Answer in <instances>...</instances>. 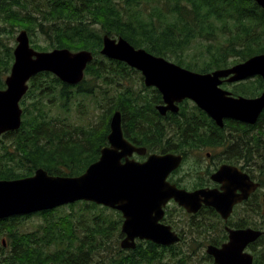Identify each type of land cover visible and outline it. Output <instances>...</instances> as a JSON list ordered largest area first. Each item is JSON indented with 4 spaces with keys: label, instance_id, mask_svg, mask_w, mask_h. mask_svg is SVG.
Segmentation results:
<instances>
[{
    "label": "trees",
    "instance_id": "16d2710c",
    "mask_svg": "<svg viewBox=\"0 0 264 264\" xmlns=\"http://www.w3.org/2000/svg\"><path fill=\"white\" fill-rule=\"evenodd\" d=\"M22 29L30 36L46 39L48 46L31 40L38 50L87 49L95 54L86 69L89 78L85 77L78 87L63 83L50 72L39 73L32 79L31 89L43 96L62 99L61 108L68 105L74 94L94 96L95 88H99L95 87L97 79L114 86L126 79L124 75L132 77L134 70L125 62L109 59L112 64L108 65L101 57L105 34L122 36L137 48H145L198 72L228 67L264 53V8L255 0H0V47L3 49L0 89L6 87L4 74L10 72L14 63V47L9 40ZM263 87V79L257 77L240 84L235 92L256 96ZM100 89L107 99V107L103 122L98 125L74 126L70 130L48 116L43 104L24 108L21 128L6 132L4 137L12 140L0 146L3 151L0 179L30 176L41 167L55 175L82 174L108 143L110 119L116 110L124 112L136 134L145 140L143 144L152 146L151 142L161 140L164 125L155 110L150 112L149 102L144 104L138 100L142 89L126 87L114 95L111 87ZM260 119L257 126L264 130V112ZM138 122L144 125L141 127ZM185 124L184 120H178L176 125L185 128ZM255 143L259 144V139ZM77 205L82 206L78 214L46 216L37 230L21 229L27 215L0 219V264L194 262L192 252L187 253L177 245L142 241L134 249H123L118 244L123 238V217L119 211L86 201L69 206L73 210ZM105 211L114 212L117 218ZM88 213L94 214L93 217ZM85 216L89 221L86 225ZM115 237L117 244L113 248ZM262 241L263 246L255 251V264H264Z\"/></svg>",
    "mask_w": 264,
    "mask_h": 264
},
{
    "label": "water",
    "instance_id": "95a60500",
    "mask_svg": "<svg viewBox=\"0 0 264 264\" xmlns=\"http://www.w3.org/2000/svg\"><path fill=\"white\" fill-rule=\"evenodd\" d=\"M255 1L264 8V0ZM16 39L14 63L6 77L7 87L0 89V135L21 127L23 109L20 102L34 75L48 71L65 83L75 85L84 79L87 66L95 58L87 49L37 50L26 29H22ZM101 54L140 70L145 84L158 88L167 102L166 106L158 107L162 113L167 109L177 111L175 103L186 98L195 101L219 124H223L224 117L255 123L264 110V90L256 97H246L233 96L221 87L224 78L235 82L260 75L264 79V53L203 73L145 48H137L122 36L105 34ZM110 127L109 145L103 147L100 158L78 176L53 175L38 168L30 176L0 180V219L85 200L122 213L121 230L125 237L120 245L123 249L136 248L137 239L165 246L178 242L179 235L161 221L165 215L164 207L174 197L180 205L194 212L202 202L201 198L191 200L189 193L167 181L169 173L180 164L181 156L155 153L144 162L127 158L123 163V156L136 151L143 154L146 149L136 147L124 136L120 110L114 112ZM227 167L220 173L222 180ZM224 189L218 195L207 194L204 202L215 207L223 217H228L239 200L231 183ZM262 233L253 228L231 230L229 242L221 248L209 247L207 252L213 255L216 264H254L253 254L245 248Z\"/></svg>",
    "mask_w": 264,
    "mask_h": 264
},
{
    "label": "flooded vegetation",
    "instance_id": "af4514ba",
    "mask_svg": "<svg viewBox=\"0 0 264 264\" xmlns=\"http://www.w3.org/2000/svg\"><path fill=\"white\" fill-rule=\"evenodd\" d=\"M131 68L134 70L131 73H137L144 84L139 88V90L142 89V95L138 96V100L144 104L150 103V112L156 111V116L161 118V124L164 127L160 141L151 142L152 146L143 144L145 140L136 134L133 125L123 112L124 136L136 147L146 149L143 154L136 151L130 156H123V163L126 162L127 158L144 162L151 154L155 153L160 155L171 153L181 156L180 164L169 173L167 181L178 189H183L189 193L191 200L202 199L199 209L194 212H190L186 207L180 205L174 197L164 207L165 215L161 221L170 225L180 237V240L173 245L183 249L190 247L205 249V257L216 264L213 255L207 252L209 247L221 248L229 242L231 230L253 228L263 231L256 241L249 243L245 248L246 252L253 254L255 264V251L263 246L262 240L264 239V130H262L263 127L257 126L258 123H261L260 117L264 110L255 123L224 117L223 124H219L195 101L186 98L175 103L174 107L178 109L177 111L167 109L162 113L158 107L167 105L162 93L158 88L149 87L145 84L143 73L140 70ZM123 77L127 79L130 74ZM223 80L221 87L230 91L233 96H247L235 91L240 84L247 83L248 80L239 82H230L227 78ZM82 81L75 85L66 84L75 88ZM230 83L235 84L233 88L229 86ZM29 90L30 86L27 94ZM178 120H184L186 127H178L176 125ZM104 121L106 122L105 119ZM138 123H141V127L144 125L143 122ZM147 124L155 125L150 122ZM258 139L259 144L255 143ZM108 145L109 141L101 147V150ZM100 156L101 153L98 159ZM225 166L229 167L225 170L223 181L220 178V173ZM229 183L232 184L234 195L239 201L233 206L231 214L228 217H223L215 207L207 205L204 200L207 194L218 195L223 192ZM55 210L57 208L36 211L26 215L30 217L41 214L45 220V217L51 216ZM178 212L180 215L177 218L172 217ZM257 214L261 218L258 221H256ZM124 237L125 234L123 233ZM142 241L150 240L137 239V245Z\"/></svg>",
    "mask_w": 264,
    "mask_h": 264
},
{
    "label": "rangeland",
    "instance_id": "374dc122",
    "mask_svg": "<svg viewBox=\"0 0 264 264\" xmlns=\"http://www.w3.org/2000/svg\"><path fill=\"white\" fill-rule=\"evenodd\" d=\"M20 31L21 30H18L15 33V37L11 38L9 40V42L11 43V45L14 48L17 44L16 37ZM30 37H31V40L32 39L34 40V42H38V43L42 44L43 46H48V43L44 37H41V36H30ZM49 50H51V49H49ZM193 51H196V50H192L190 52H193ZM2 52H3V49L0 47V55L2 54ZM100 55L106 61V63L108 65L112 64L108 57L102 55L101 53H100ZM10 73L11 72L4 74V81L5 82H6V77ZM86 77L89 78V76H87V75H86ZM43 78H41V80ZM45 78L47 79V77H45ZM256 78L257 77L249 78L248 82L254 81ZM32 81H33L32 79L29 81V84H30L29 85L30 90L28 92L29 94H27L24 97L23 101L21 102V107L23 108V110H24V108L32 109L33 104H35V103L43 104L46 111L48 112V116L50 115V117L55 118L57 121L56 122L57 124L63 123L70 130H72V128L74 126L89 127L91 125H96V124L98 125V124H101L103 122L104 110L107 107V99L102 96L103 93H102V90L100 89V87L104 88V89L111 87L112 89H110V92L112 95H114L115 93L117 94L118 92H120V90H124L123 88H125V87H132V88H134V90L138 91L141 86H144V84L141 82L140 76L137 73L132 74V77L129 79H126V80L123 79L122 81H120V84H117L114 86L102 84L101 80L97 79V85L95 87H99V88H95L96 93L94 94V96L85 95L82 93L74 94V95H72L71 99H69L68 105L61 108L60 104H61L62 99L58 100L54 97V95L43 96L40 93V91L31 89ZM234 85H233V83H230L229 86L231 88H233ZM58 91L59 92H57V93H59V96H60V88L58 89ZM4 135L5 134L0 136V138H1L0 139V146L4 145L5 143L9 144L12 140V138L4 137ZM1 154H3V151L0 149V155ZM69 205L70 204L58 207L57 208L58 210H55V212L51 216L56 218L57 216H67L69 213L78 214L80 211V207H82V206L77 205L72 210V208H70ZM99 205L103 206L101 204H99ZM109 209H112V208H109ZM105 212H107L108 214H112L113 216H115L117 218V216H116V214H114V212H109V211H105ZM92 213H88V215H91L93 217L94 214L92 215ZM88 215H87V217H88ZM179 215H180V213L178 212V213H176V215H174L172 217L177 218ZM87 217L85 216V219H86L85 225L89 223ZM260 219L261 218L257 214L256 221H258ZM43 220H44V216H42L41 214L30 216L23 221L24 223L21 225V229L27 230V231L37 230L38 228L41 227ZM179 225H182V224H179ZM120 242H121V239L119 240L118 244ZM116 244H117V242H116V237H115L113 239V242L111 245H113V248H114V246H116ZM184 250L187 253L192 252L191 255H192V259L194 261V262H192L193 264H213L211 262L212 260L205 257V255H204L205 249H202V248L198 249V248L190 247V248H187ZM167 254L169 255V253H167Z\"/></svg>",
    "mask_w": 264,
    "mask_h": 264
}]
</instances>
